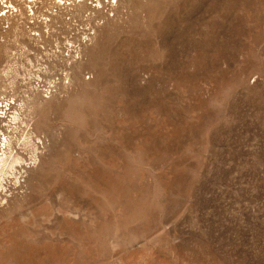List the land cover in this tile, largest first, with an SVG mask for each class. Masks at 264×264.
<instances>
[{
  "label": "rangeland",
  "instance_id": "1",
  "mask_svg": "<svg viewBox=\"0 0 264 264\" xmlns=\"http://www.w3.org/2000/svg\"><path fill=\"white\" fill-rule=\"evenodd\" d=\"M119 2L19 105L0 264H264V0Z\"/></svg>",
  "mask_w": 264,
  "mask_h": 264
},
{
  "label": "built area",
  "instance_id": "2",
  "mask_svg": "<svg viewBox=\"0 0 264 264\" xmlns=\"http://www.w3.org/2000/svg\"><path fill=\"white\" fill-rule=\"evenodd\" d=\"M118 1L0 0L1 157L21 132L26 114L19 105L33 94L42 99L55 92L50 88L69 86L65 71L81 62Z\"/></svg>",
  "mask_w": 264,
  "mask_h": 264
},
{
  "label": "bare ground",
  "instance_id": "3",
  "mask_svg": "<svg viewBox=\"0 0 264 264\" xmlns=\"http://www.w3.org/2000/svg\"><path fill=\"white\" fill-rule=\"evenodd\" d=\"M119 1H120V0H119ZM119 1H118V3H120Z\"/></svg>",
  "mask_w": 264,
  "mask_h": 264
}]
</instances>
